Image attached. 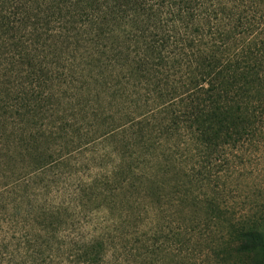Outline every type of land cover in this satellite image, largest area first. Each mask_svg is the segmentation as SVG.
<instances>
[{"label": "trees", "instance_id": "obj_1", "mask_svg": "<svg viewBox=\"0 0 264 264\" xmlns=\"http://www.w3.org/2000/svg\"><path fill=\"white\" fill-rule=\"evenodd\" d=\"M263 139L264 0H0V196L41 201L33 264H264V204L233 202Z\"/></svg>", "mask_w": 264, "mask_h": 264}, {"label": "rangeland", "instance_id": "obj_2", "mask_svg": "<svg viewBox=\"0 0 264 264\" xmlns=\"http://www.w3.org/2000/svg\"><path fill=\"white\" fill-rule=\"evenodd\" d=\"M258 146L257 149L248 150L243 161L238 160L239 164L235 168L236 182H240L237 194L235 195L234 191L231 192V195H235L233 202L236 212L241 210L252 212L257 206L264 204V139ZM88 153L87 151L82 154L78 153L71 160L74 162L77 157L87 159L90 157ZM52 170L58 169L53 168ZM91 172H95L93 166ZM28 194L31 205L19 203V200L15 199L17 196L14 191L5 192L3 196H0V234L4 235L0 238H4L3 244H5L0 247V251L3 252L0 256V264H33L31 258L24 254L26 247L24 238L32 236L31 226L35 223L36 218L40 219L41 212L38 206L41 201L36 194L32 192H28ZM237 201L239 203H236ZM46 202L56 206L60 200L55 192H51V196H48ZM101 217L100 213H92L82 220L71 214L69 224L63 226L64 233L68 236L79 237L82 235L87 238L94 232L91 231V224L95 220L101 222ZM47 262L46 259L44 264Z\"/></svg>", "mask_w": 264, "mask_h": 264}]
</instances>
